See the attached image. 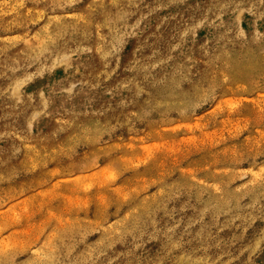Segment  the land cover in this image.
<instances>
[{
    "label": "rangeland",
    "instance_id": "obj_1",
    "mask_svg": "<svg viewBox=\"0 0 264 264\" xmlns=\"http://www.w3.org/2000/svg\"><path fill=\"white\" fill-rule=\"evenodd\" d=\"M0 264H264V0H0Z\"/></svg>",
    "mask_w": 264,
    "mask_h": 264
}]
</instances>
